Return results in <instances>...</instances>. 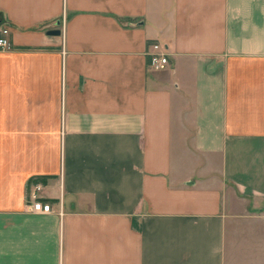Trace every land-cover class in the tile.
<instances>
[{"label":"crops","instance_id":"0c3cea01","mask_svg":"<svg viewBox=\"0 0 264 264\" xmlns=\"http://www.w3.org/2000/svg\"><path fill=\"white\" fill-rule=\"evenodd\" d=\"M3 29L0 264H264V0H0Z\"/></svg>","mask_w":264,"mask_h":264},{"label":"built area","instance_id":"2783aa9c","mask_svg":"<svg viewBox=\"0 0 264 264\" xmlns=\"http://www.w3.org/2000/svg\"><path fill=\"white\" fill-rule=\"evenodd\" d=\"M147 51L148 66L154 70H164L169 65V53L166 47L159 43L149 45ZM12 50V45L9 40V31L3 29L0 36V53ZM40 187L37 186L34 191L29 194L30 207L34 213L50 214L52 207L48 203L41 202L39 198Z\"/></svg>","mask_w":264,"mask_h":264},{"label":"trees","instance_id":"16d2710c","mask_svg":"<svg viewBox=\"0 0 264 264\" xmlns=\"http://www.w3.org/2000/svg\"><path fill=\"white\" fill-rule=\"evenodd\" d=\"M43 179H44V178H42V177H35V178H32V179L30 180V183H37V182H39V181L42 182Z\"/></svg>","mask_w":264,"mask_h":264},{"label":"water","instance_id":"95a60500","mask_svg":"<svg viewBox=\"0 0 264 264\" xmlns=\"http://www.w3.org/2000/svg\"><path fill=\"white\" fill-rule=\"evenodd\" d=\"M48 34L49 35H59L60 31L59 30H54V31H50Z\"/></svg>","mask_w":264,"mask_h":264}]
</instances>
